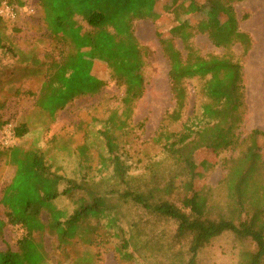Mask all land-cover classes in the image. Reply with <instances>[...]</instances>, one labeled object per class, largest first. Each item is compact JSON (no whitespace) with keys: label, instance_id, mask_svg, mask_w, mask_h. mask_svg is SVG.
<instances>
[{"label":"trees","instance_id":"trees-1","mask_svg":"<svg viewBox=\"0 0 264 264\" xmlns=\"http://www.w3.org/2000/svg\"><path fill=\"white\" fill-rule=\"evenodd\" d=\"M4 1L0 0V6ZM187 1H191L190 11L204 5ZM235 1L243 0H231V4ZM39 3L50 36L62 50L60 58L49 55V62L34 60L37 66L47 65L36 105L54 120L75 99L101 93L109 79L123 87L124 94L121 108L111 109L97 130L106 148V154H100L99 170L105 174L99 180L90 177L88 171L80 179L60 174L38 145L0 149V155L16 167L2 192L7 219L0 218V237L8 224L24 229L16 250H0V264H44L45 247L37 234L50 230L65 244L91 218L96 224L84 229L89 234L86 241L101 244L100 237L108 234L124 262L202 264L201 253L216 238L232 232L253 245L241 248L239 264H264V161L254 150L255 136L261 132L254 130L246 136L241 132L249 112L244 62L254 40L241 28L230 5L217 0L207 10L211 13L208 21L180 34L185 51L178 47L176 35L161 37L175 104L163 117L154 138L161 146L160 155L129 164L131 136L137 125L145 126V122L134 125L133 118L137 102L147 89L145 69L153 53L138 38L135 23L156 14L163 0ZM221 12L228 15L224 24L217 21ZM5 20L0 14V50L16 55L10 35L4 32ZM199 34H206L223 52L202 53L193 43ZM65 45L78 52L64 55ZM236 46L241 48L240 54ZM18 53L26 56L22 50ZM98 63L110 67L109 78L96 68ZM192 82L197 86L200 107L186 118ZM3 106L0 100V127L5 124ZM173 124L180 128L172 129ZM27 132L26 124L15 130L18 137ZM203 148L214 150L218 157L223 151L238 152L221 158L226 169L220 182L224 202L217 201L215 190L207 184L195 188L194 159ZM79 151L83 167L88 168V145ZM138 163L143 165L141 170L133 171ZM60 198L73 202L71 212L57 205ZM44 213L49 215L48 221L43 219ZM126 218L128 227L121 223ZM101 225L107 232L99 231Z\"/></svg>","mask_w":264,"mask_h":264},{"label":"rangeland","instance_id":"rangeland-1","mask_svg":"<svg viewBox=\"0 0 264 264\" xmlns=\"http://www.w3.org/2000/svg\"><path fill=\"white\" fill-rule=\"evenodd\" d=\"M16 1L17 15L15 18L6 17L4 32L10 35V42L17 54L0 50V100L4 102L1 116L5 121L3 127H0V149L12 145L28 149L38 145L45 151L53 169L60 174L80 179L82 174L88 171L90 177L99 180L105 174L100 173L99 168L100 154H106V148L104 139L97 134V130L103 126V121L111 109L121 108L120 99L124 94V88L119 87L113 79H109L101 93L75 99L52 120L36 105L47 65L37 66L34 60L49 62V55L60 58L62 47L50 36L39 0H21L23 5ZM196 1L204 5L199 10L190 11L191 1L163 0L156 14L135 23L138 38L149 45L153 53L145 69L147 89L137 102L133 118L134 125L145 122V126L142 128L137 125L131 136V143L127 146L130 151L127 156H130L129 164H135V160L139 158H154L161 153V146L154 142V138L163 117L173 109L175 101L169 78L170 64L161 48L160 39L176 35L178 47L185 51L180 34L197 27L201 22L208 21L211 13L207 10L217 0ZM224 3L230 5L234 16L240 21L241 28L253 36V47L244 62L249 112L241 132L243 136L254 130L261 132L255 136L254 150L261 161H264V0H243L232 4L231 0H224ZM227 20L228 15L221 12L217 21L224 24ZM182 23L185 25L180 29ZM193 43L202 53L223 52V49L216 47L206 34L195 36ZM19 50L26 56L19 54ZM235 51L240 54L241 48L236 46ZM75 52L78 51L73 50V47L67 45L63 47L64 55ZM96 68L103 76L109 78L108 65L98 63ZM190 84L186 118L200 107L197 86L194 82ZM22 124L28 126V132L22 137L15 134L13 142L6 144V129L12 128L15 133L16 128ZM179 128L178 124L172 125V129ZM83 145L89 147L91 160L88 168L83 167L79 153V148ZM237 154L238 152L223 151L218 157L212 149H201L194 159L197 163L195 188L207 184L215 190L217 201L224 202L225 191L220 182L226 169L221 158ZM141 165L142 163L133 165L132 170L139 172L143 166ZM15 171L16 167L7 161L6 156L0 155V218L5 220L7 217L6 210L1 204L2 192L11 182ZM57 205L66 207L70 212L74 208L73 202L67 198L58 199ZM125 211L129 212L130 209L126 207ZM43 219L48 221L49 215L44 213ZM121 223L124 227L129 226L127 218ZM89 224H96V219H89L77 236L65 244L60 243L57 234L50 230L37 234V240L42 241L45 247L44 264H132L120 260L108 234L100 237L101 244L87 242L85 237L89 234L84 232V229ZM99 231L107 232L103 225ZM23 235L24 229L20 225L8 224L3 236L0 237V250H16ZM242 247L251 248L253 245L239 240L232 232H226L201 253L200 261L202 264H239Z\"/></svg>","mask_w":264,"mask_h":264},{"label":"built area","instance_id":"built-area-1","mask_svg":"<svg viewBox=\"0 0 264 264\" xmlns=\"http://www.w3.org/2000/svg\"><path fill=\"white\" fill-rule=\"evenodd\" d=\"M17 1L16 0H6L0 6V14L5 17L15 18L17 15ZM5 143L11 144L15 138L14 129L8 128L6 129Z\"/></svg>","mask_w":264,"mask_h":264},{"label":"bare ground","instance_id":"bare-ground-1","mask_svg":"<svg viewBox=\"0 0 264 264\" xmlns=\"http://www.w3.org/2000/svg\"><path fill=\"white\" fill-rule=\"evenodd\" d=\"M151 90V89H150ZM143 101V100H142Z\"/></svg>","mask_w":264,"mask_h":264}]
</instances>
